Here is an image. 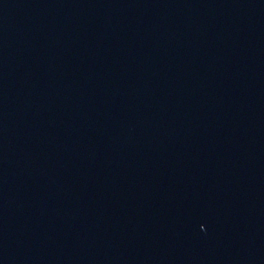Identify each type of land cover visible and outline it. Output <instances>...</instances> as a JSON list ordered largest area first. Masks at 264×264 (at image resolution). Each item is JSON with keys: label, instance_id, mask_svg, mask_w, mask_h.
<instances>
[{"label": "water", "instance_id": "95a60500", "mask_svg": "<svg viewBox=\"0 0 264 264\" xmlns=\"http://www.w3.org/2000/svg\"><path fill=\"white\" fill-rule=\"evenodd\" d=\"M0 264H211L184 0H0Z\"/></svg>", "mask_w": 264, "mask_h": 264}]
</instances>
